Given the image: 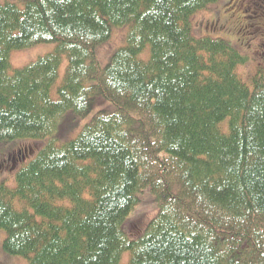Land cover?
<instances>
[{"label":"trees","instance_id":"trees-1","mask_svg":"<svg viewBox=\"0 0 264 264\" xmlns=\"http://www.w3.org/2000/svg\"><path fill=\"white\" fill-rule=\"evenodd\" d=\"M215 2L0 0V146L40 148L14 188L0 184L4 254L264 264V70L243 82L246 57L192 35L190 17ZM126 25L125 46L99 67L96 48ZM51 43V54L10 69V51ZM92 112L59 144L66 120Z\"/></svg>","mask_w":264,"mask_h":264},{"label":"rangeland","instance_id":"rangeland-1","mask_svg":"<svg viewBox=\"0 0 264 264\" xmlns=\"http://www.w3.org/2000/svg\"><path fill=\"white\" fill-rule=\"evenodd\" d=\"M131 26L126 25L115 28L109 40L96 48L95 57L99 67L103 68L106 66L112 55L125 46ZM190 31L197 39L208 37L210 39L224 40L233 50H237L240 55L246 57L245 64L238 65L236 68V72L243 82L249 83L257 74L258 69L264 70V58L262 55V45L264 44V0H216L206 10H201L190 17ZM54 50L55 44L53 43L12 50L9 53V67L11 70L20 69L42 56L51 54ZM148 54L149 47L140 54V59L146 61L149 57ZM66 65L67 59L63 56L58 68L57 85L62 81ZM94 112L88 115L87 118L76 122L69 119L66 120L57 130L60 134L59 144L63 145L67 141L77 138V135ZM37 145H39L38 142H30V140L23 139L0 146V184L3 183L10 189L15 187V174L21 167L35 158L37 151L40 149L35 150ZM19 150L21 151V156H24L21 160L15 157ZM7 157L9 159L5 162ZM13 157H15V160L12 162L11 159ZM145 211H147L145 218H151L150 208L147 207L145 210H141V213ZM4 238L5 233L0 230V264H27V261L19 256L15 257L3 253L2 241ZM128 257L129 253L123 254L121 263L127 264Z\"/></svg>","mask_w":264,"mask_h":264},{"label":"flooded vegetation","instance_id":"flooded-vegetation-1","mask_svg":"<svg viewBox=\"0 0 264 264\" xmlns=\"http://www.w3.org/2000/svg\"><path fill=\"white\" fill-rule=\"evenodd\" d=\"M21 151L19 150V151H17V154L15 155V157H17L18 159H23L24 158V156H21V153H20ZM25 154H26V151H25ZM28 155V154H27ZM15 157H13V159H11V161L13 162V160H15ZM9 158L7 157V159L5 160V162H7V160H8Z\"/></svg>","mask_w":264,"mask_h":264}]
</instances>
